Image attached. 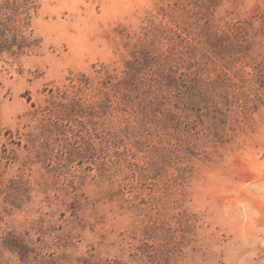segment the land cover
Returning <instances> with one entry per match:
<instances>
[{
  "label": "rangeland",
  "instance_id": "rangeland-1",
  "mask_svg": "<svg viewBox=\"0 0 264 264\" xmlns=\"http://www.w3.org/2000/svg\"><path fill=\"white\" fill-rule=\"evenodd\" d=\"M0 264H264V0H0Z\"/></svg>",
  "mask_w": 264,
  "mask_h": 264
}]
</instances>
